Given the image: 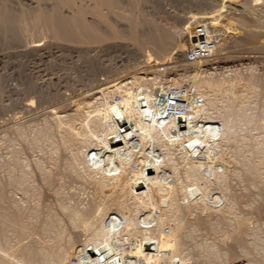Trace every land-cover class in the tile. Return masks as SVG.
<instances>
[{
  "label": "bare ground",
  "instance_id": "1",
  "mask_svg": "<svg viewBox=\"0 0 264 264\" xmlns=\"http://www.w3.org/2000/svg\"><path fill=\"white\" fill-rule=\"evenodd\" d=\"M22 1H24V0H22ZM39 1L44 2L45 0H43V1L39 0ZM50 1H52V3L54 2L52 6L49 5L50 7H47L45 4H43L44 6L43 5L41 7L38 6V10H36V9L27 10L26 9V11L25 10L22 11L20 9V11L19 10L17 11V10H13L12 8L9 7L10 5H8V3H9L8 0H1L0 1V35L3 34L4 37H6L5 39H7L8 41H11V42L16 41L19 43H23V41L26 40V38H28L30 36V35L28 36V34L26 35V33L29 31H27L25 33L24 29H23L24 27H27V25H28L30 27V29L28 28V30H32L33 33H34V31L38 32L40 30L41 36L38 33V35L40 37L38 35H36V37L42 39L43 42H45L44 39H46L47 35L51 34L50 36L53 37L52 40L54 38L57 40L59 39V41H55V42L57 44H61V42H62V45H66L65 42H67V44H68V42H74V43L75 42H79V43L89 42L88 44H91V42H93L92 44H94V42H95V44H98L97 43L98 41L100 43V40L102 41V39H104V37H106V36H104L105 33H102L105 31H102L100 29V27L95 22L89 24L86 22V20L84 18V16H86L85 15L86 14V8L85 7L88 5V2H87L88 0H86L87 5L84 3L85 0H80V2L83 1L82 3L86 5L85 7H83L84 5L82 6V4L79 2V0L78 1L76 0V2L74 0H73V2H72V0H50ZM243 1L245 2L244 5H248L249 2H251V0H243ZM243 1L242 2L240 1V3H243ZM253 1L256 3L257 0H252L251 6H249L250 5L249 4L247 7L243 6L244 8L243 7L242 8L245 10V7H246V9L248 7H252ZM263 1L264 0H262V3H260V4H263ZM45 2L47 4L48 1H45ZM259 2H261V0ZM36 3H37V1H36ZM93 3L96 7L95 8L94 5L91 4V6H93L92 9L95 8L92 10L93 16L96 14L94 12V10L97 11L98 8H101V9L106 8V9H108V11H110L112 13L116 12L115 10L119 8V2H117V0H94ZM132 3L133 2H131V0H130V3H128L127 5L134 8V6H132L133 5ZM240 3H238V4L240 5ZM246 3H248V4H246ZM258 3H256V4H258ZM38 4H36V5H38ZM63 6H66V8H69V11H70V9L72 10L71 11L72 13L69 17L64 16L63 15L64 13L62 14L63 10L61 9V7H63ZM263 6H264V4H263ZM120 8H121V6H120ZM252 9H253V7H252ZM130 10H131V8H130ZM99 11H100V15H101V10L99 9ZM132 11L133 10H131V12ZM90 12H91V10H90ZM262 12H263V10H262ZM102 13H104V12H102ZM96 15H98V17L100 16L99 13ZM89 18L91 19V17H89ZM181 18H182V15H181ZM122 20H125V19H122ZM190 20H191V18H190ZM195 22H196V20H195ZM191 23H192V21H191ZM145 24H147V26L150 25V24H148V22H146V23L144 22L143 25H145ZM263 24L264 23H262V25ZM102 25L105 26V24H102ZM158 26H159V24H158ZM248 26H251V25H248ZM107 27H110V26L107 25ZM111 27H112V25H111ZM111 27H110V29H111ZM167 27H169V26H166L164 28H167ZM172 27H174V26H172ZM149 28H148L149 31L150 30L151 31L148 32L149 34L147 33V35H145V37H146L145 43L147 42V44L151 45V47L153 48L152 50L155 51V54L157 56H159V58L163 57L164 59L167 60L168 58H166L165 56H167V54L169 52H171V51H173V49H175V48H173L174 43L176 44V42H174V37H176V36H174L175 34L173 32L170 33L169 31H167L163 28L156 27L153 25H150ZM26 30H27V28H26ZM42 30L45 31L44 34L47 33L46 36H42V35H44L41 32ZM133 30H131L132 33H133ZM117 31L115 30L112 34L115 33L114 35L116 36ZM23 32L25 33V35H24V38L26 37L25 39H23V36L21 35ZM172 33H173V35H171ZM34 34H36V33H34ZM119 35L117 37H119ZM132 35L133 34H131V36ZM50 36L47 37L48 41H49V39H51V38H49ZM125 36H127V35H125ZM125 36L123 35V37H125ZM20 37H22V39ZM42 37H45V38H42ZM20 39L22 40V42H20L21 41ZM125 39H127V38L125 37ZM38 40L39 39H37V41ZM141 40H142V38H141ZM40 41L41 40H39L38 42H40ZM51 41L49 43L50 44L49 46H48V44L44 43L45 45L42 46L43 49L46 48L44 46H48V48H50L51 43L54 40L52 42ZM107 41H109V40H107ZM33 42H32L33 44L31 43L32 45L29 46L30 43L27 41L28 44L27 43L21 44V46H19V48L23 47L22 45H24V47H25V44H26V47L28 45L30 47L29 50L31 49L33 52L31 50L30 51L33 54L35 52H38L39 50H42V48H41L42 44L41 45L36 44L37 42L34 40H33ZM63 42L65 44H63ZM250 42H251V40H250ZM56 43H54V45L52 44L51 48H53V47L55 48ZM79 43H78V45H79ZM142 43H144V41ZM142 43H141V45H142ZM75 44H77V43H75ZM103 44H105V43H103ZM130 45L132 46V43ZM150 45H148V46H150ZM202 45H203V43H202ZM73 46L74 45H72V47ZM75 46H77V45H75ZM87 46H89V45H87ZM190 46H191V44H190ZM59 47H60V45H58V51L55 48L56 51H53V52L54 53L59 52L60 51ZM68 47L70 48V50L72 49L71 44L68 45ZM68 47H67V50H69ZM92 47H94V46H92ZM95 47H96V45H95ZM193 47H195V46H191L189 48L192 49ZM197 47H198V49L200 48V46H197ZM27 49H26V51L28 52ZM78 49L80 51H82L80 49V47L77 48V50ZM49 50H51V49H49ZM64 50H65V47H64ZM72 50H75V49H72ZM30 51H29V53H31ZM75 51H73V52H75ZM92 51H93V49H92ZM140 51H142V50H140ZM175 51H177V50L175 49ZM207 51H210V50L207 49ZM24 52H25V49H24ZM50 52L51 51H49V53ZM102 52H103V50H102ZM41 53L44 54V52H40V55H41ZM49 53H48V55H50ZM152 53H153V51H152ZM51 54H52V52H51ZM88 54H91V53H88ZM94 54H95V52H94ZM145 55H144V57H145ZM226 55H227V53H226ZM76 56H78V55H76ZM87 56H89V55H87ZM90 56H94V55H90ZM197 56H200V55L198 54ZM45 57H47V56H45ZM210 57L208 56L207 58H210ZM86 58H88V57H86ZM111 58L113 59V57H111ZM195 58H198V57L195 56ZM180 59L183 60L182 58H180ZM200 59H201V57H200ZM148 60H151V59H148ZM198 60L199 59H197L196 61H198ZM134 61H135V59H134ZM159 61H161V60H159ZM162 61H163V59H162ZM202 61L207 62V61H205V59H203ZM213 61H211V58H210V62H213ZM216 61H217V59H216ZM97 62H99V61L97 60ZM165 63L166 62H164L163 64H165ZM150 64H155L152 66L153 69L154 68L156 69L158 67H162V65L158 61H155V62L150 61ZM207 64H210V63L208 62ZM206 66L207 65H205V67ZM211 67H213V66H211ZM114 69L116 70V68H114ZM106 70L108 71V69H106ZM145 70H144V72H145ZM98 71H99V69H98ZM125 71H126V69H125ZM219 72H220V70H219ZM111 76H112V74H111ZM111 76H108V78ZM94 77H95V75H94ZM169 77H170V75H169ZM195 78H197V77H195ZM134 79H133V81L132 80L131 81L134 82ZM93 80H95V78H93ZM122 80H123V78L113 79V76H112V80H111V78H109V79L106 78V80H101L99 83H97L98 82V80H97L96 86L98 85V87H96V88L94 87L93 93L90 94V92L93 90L92 89L89 92L88 97H90V99H93L94 101L97 102L101 96L102 97L103 96L108 97V96H111V94L118 91L119 94H120V92H122L123 96L125 95V98H124L125 100H119L120 102H117V103L116 102L113 103V101H112V106H109L106 109H104V108L96 109L97 107L93 108L92 107L93 105L90 106V103H85V100L83 99L84 98L83 97L81 100L84 104L81 103V105L82 104L84 105V107H83L84 109L82 107H80V105L77 103L79 107H77L75 109L73 108L74 110L72 109V111H70V112H72L71 114L69 113L70 115H68V112H67L68 116H66V115L58 116L59 114L55 115L56 113L53 114L54 113L53 112L50 116L48 114L47 118H46V116L44 117V115L46 114V111L48 109L46 111L45 110H38L36 113L32 114V115H34L33 118L37 119V118L43 117L41 119L46 118V120L48 119V121H45L46 123L44 122L45 124H43V125L42 124L41 125H34L36 123H33V124L30 123L31 125L27 126V128L29 129V133L31 135L30 138H28L26 134H25L26 136H24V134L22 132L20 133V136L22 137V141H25L24 142L25 144L23 142H22V144H24V148L26 150H28V151L36 150L37 151V149H38L39 150L38 152H40V151H43L46 149L51 155V156L48 155L50 157V158H47L48 162H50L53 165L54 164L58 165V163L62 164L63 162H60V161H63L65 159L66 161L65 160L64 161L66 163H64V165H65V169L67 171L64 169H63V171L67 172V174L70 173L69 175H71V176L76 177V178L75 177H72V178L85 179L86 183H87V179H89V177H90V180H92L91 182L94 183L91 186L93 187L92 189H94L92 191L93 192L95 191V193H94L95 196L93 195V199L90 200L91 203L88 202L89 203L88 206L86 205L87 203L84 204L85 205V207L83 206L84 208H80L81 206H78V204H77V207H78L77 208L75 204H74L75 205L74 206V205H72V203L71 204L67 203L69 201H67V199L65 201V198H64L65 196L64 197L62 196L64 199L63 198L61 199L59 197L60 201L57 205L62 210V212L65 213L66 217L68 218L67 221H69V225H70L69 227H71V229H72V236L70 233L65 232L66 230L64 227H66V226L63 225L62 221H60L61 220L60 217L58 219V217L55 215V212H53L54 210H52V208L50 206H48L47 204L43 203L45 201L44 200L45 198H42V193H40L39 188L36 187L37 184H35L33 182L35 180L34 179L35 177L33 178L34 173H33V175H31L32 173H30V171H29L30 170L28 168L29 165H27L25 158L23 157L24 156L23 155V153H24L23 149L20 147L17 148L18 145L14 146L16 144L15 142H14L15 144L13 143L14 145L8 142L7 149L9 150V155H7V156L5 154L4 155L6 157H8V156L9 157L5 161L3 160L0 162V171L7 173L6 182H5V180H4V183H1V181H0V264H9L10 262H8V259H9L8 257H10L11 253H14V255L17 256L18 260H20V262L22 264H69L70 261L68 262V260L71 256H75L76 260L78 261V264H191V263L196 264V263H199L198 261H200L204 264L203 260L206 261L208 264H215L216 262H220L219 260H221L223 258L227 259L229 256L234 257L235 255H237L236 252H235V255L233 254V252H234L233 249H232L233 252L231 250L227 249V248H229V247H227L229 245L228 243L229 242L231 243V241L236 243L237 248L239 250V252L237 251L238 255L240 254L241 256L245 257V255L251 253V251H252V253L257 254L258 257L260 256L263 259V257H264V238H262V237L264 235L262 236V235H260V233L257 232V229H258V231L261 232V230H259L260 227L259 228L256 227L257 229L255 228L256 232L254 230H252V228L249 229L250 228L249 227L248 229H249V231L251 230L250 231L251 233L248 232V235L251 236V239H250L251 242L248 241V239L250 238V236H247V234H246L248 231L246 226H249V225H247L248 220L246 222L245 219H243V218H246V215L244 217L242 214H240V213H242L241 210L244 209V207H241V205L244 203V206H245L247 204V201L245 200L246 201V203H245V201L242 200L243 198L238 197L239 200H242V201H240L241 204L239 205V203H238L239 201H237L238 198L235 196H239L240 194L239 195L238 194L236 195V193H235V195H234V193L232 194L231 191L233 192V190L229 189L231 187V185H229V182H228L231 177L236 176V177H239V179L241 177H245L244 179L241 178L243 180L248 178V181L250 180L252 182V184H253V182H258V181H259V183H261L259 175L262 173V170H264L263 169L264 168V141L261 138L263 142H261L259 145L255 146V147L254 146L252 147V145L255 144V143H253L250 147L251 141L249 142V140L247 139V135H249L251 132H248L246 130L247 135L245 133L242 134V132L243 131L245 132L244 129L249 130V129L253 128L254 130L259 129L261 131V134H264V122H261L260 124L256 123L259 120V116H257L259 114L254 113L255 110L254 111L251 110V108L249 107L250 105L248 106L249 101H247V100L238 101V100H240V98L238 97V93L236 91V89H238V88L234 87L233 85H231L229 83H227V85L214 83L215 84L214 85L211 82H207V80H208L207 79L206 81H202L200 83H198L199 82V80H198V82H196V85H194V86L190 85L191 89L194 91V93L197 95V97H199L201 99V105L198 106V108L196 110L191 112V120H192V122H194L196 120L202 119L203 121L206 122V124L208 126L207 128L201 127L199 129V131H200L199 137H195V138L192 137V139H190L189 137H187L185 135H183V137H182V135L178 134L176 132V128L174 127V123H170L166 127H160L158 122H157V119H156L157 108L155 105L156 104V98L159 94H161L167 90L166 87L164 89L162 88L161 91H160V87H159V90H156L157 92L159 91L157 94H156V91H154L155 93H152V91H151L152 94L148 92V94L146 93L143 95L142 92L137 93L136 91H139L140 89H142L141 88V87H143L142 84L145 85L146 83H142L141 84L142 86L140 87L139 90H138L139 86L137 84L138 87H137V90L135 91L136 94L135 93L133 94L131 89H132V86L134 87L133 84L136 81L134 83H131L129 81L130 84H128L126 82H123L124 80L123 81ZM127 80H128V78H127ZM137 80H139V79H137ZM143 80H144V78H143ZM146 81L150 82V80H148V79H146L145 82ZM151 81H153V79ZM156 82L158 83V81H156ZM172 82H174V81L172 80ZM247 82H248V84L245 83L244 88H246L247 91L250 92V95L252 97L258 96L257 88L255 87L256 84H254L255 82L249 83L250 82L249 80ZM223 83H225V82H223ZM178 84H180V83H178ZM191 84H193V83L191 82ZM84 85H83V87H84ZM135 85H136V83H135ZM150 85H149V88H150ZM157 85H159V84H157ZM157 85L155 86V84H153V86H155V88H158ZM169 85H171V84H169ZM153 86H151V87H153ZM259 86H260V84H259ZM210 87H211V89H210ZM122 88H126V89H124L125 91L122 90ZM40 89H42V88H40ZM135 89H136V86H135ZM203 89H210L211 91H216L215 93L219 92V95L224 93L223 95H224L225 99L223 98L224 99L223 103H225V104H223V106L220 107L221 110L219 109L220 112L218 110V113L216 115H214L215 113H212V110L215 109V106H216L215 105V99L213 98L214 100H212V98H210V96H208V93L207 94L204 93ZM225 89H228V90L226 91ZM74 90H76V89H74ZM150 90H151V88H150ZM146 91H148V90H146ZM221 92H223V93H221ZM262 92L264 93L263 90H262ZM88 97H86V98H88ZM52 98H56V97H52ZM39 100H40V102H42L41 99H39ZM47 100H49L48 102H51L49 98ZM45 101H46V99H45ZM56 101H57V99H56ZM100 101H101V99H100ZM58 103H60V102H58ZM38 104L40 105V103H38ZM42 104H44V103H42ZM65 105L63 104L61 106H64V108L68 106V105H66V106ZM263 105H264V103L261 104V106H263ZM51 106H54V105H51ZM74 106H76V105H74ZM89 106L92 107L94 110L92 109V111H89V110L84 111L86 109H89L88 108ZM211 108H212V110H211ZM255 112H257V111H255ZM263 121H264V119H263ZM17 126H16V128H17ZM10 129H12V127H10ZM15 129L13 128L12 131L13 130L15 131ZM25 129H26V127H25ZM256 130H255V132H256ZM2 131H3V129H2ZM6 131L8 132L9 130H6ZM249 131H252V130H249ZM26 132H27V130H26ZM9 133H10V131H9ZM258 133H260V132H258ZM9 135H11V133ZM262 136H264V135H262ZM250 137H252V136L249 135V139L252 140V138H250ZM259 138H260V136H259ZM2 139H3V136H2ZM16 139L18 141V137ZM222 140H224L225 142H228V144L231 143L230 144L231 147L230 146H229L230 148L228 147L229 149H228V151H225V153L227 152L225 155H222V152L219 151L220 147H219L218 142L220 141V143H221ZM224 141H222V142H224ZM0 142H2V141L0 140ZM252 142H254V139ZM255 142H256V139H255ZM61 149H62V151H59ZM47 151H44V152L46 153ZM45 153H43V154H45ZM62 153L67 154L68 160H67V158H64V157H63L64 158L63 160H62V158L60 159V157H58V158L54 157V156H56L58 154H62ZM176 153H178L180 156L178 154L176 156ZM64 154H62V155L65 156L66 154L65 155ZM198 154H201L205 157L204 162L198 161L197 158H195V156ZM34 156H35V154H34ZM38 157H40V156H38ZM49 159L51 161H49ZM177 160L181 161L180 167H179ZM39 161H41V159ZM37 163H34V166ZM50 165H49V167H50ZM53 165H51V166H53ZM57 165H56V168H57ZM64 165H63V167H64ZM235 165H236V167L239 166L237 170L232 168V166H235ZM30 166H31V164H30ZM41 166H43V165H41ZM41 166L39 164V165H36V167H34V168H36L35 170H36V173L38 174V176L40 177L41 183L44 185V187L47 188L48 193H49V189L51 188V190H52L53 187L56 185L55 182L57 181L59 183V180L63 178L62 177L59 180H57L56 177L52 176L53 174H55L56 170H57L56 171L57 174H58V171L62 170V169H60L61 165H59L60 167L58 166L59 170L58 169L54 170L55 169L54 166H53V168L51 167L54 170L53 173L50 172V171H53L52 169L50 170V168H49V170H50L49 171V170L45 169V166H43L44 168ZM46 167L48 168V165ZM63 167H61V168H63ZM33 170L34 169L31 168V172ZM63 171H61L60 173H63ZM1 173L2 172H0V174ZM6 173H3V174H6ZM181 174L184 176V180L179 179ZM262 175L264 178V173L261 174V177H262ZM65 177L67 178L69 176L65 175ZM81 179H80V181H81ZM90 180H88V182ZM248 181L246 179V182L248 184L251 183ZM261 181H263V180H261ZM263 182H262V184H260L261 186L263 185ZM66 183H67V181H66ZM71 183H73V182H71ZM84 183H82V184H84ZM242 184H244V183H242ZM228 185H229V187H228ZM253 185L250 184V186L253 187V191H254V188L256 185L255 186H253ZM59 186L57 184V187H59ZM242 186L244 187V185H242ZM250 186L248 185V187H250ZM236 187H237V185H236ZM236 187H235V189H236ZM258 187L260 188V186H258ZM10 188L14 192L21 194V196H22L21 200H19L20 198L18 200L14 198L15 199L14 200L13 196L9 195ZM245 188H247V186ZM259 188L256 190H259ZM262 189H263V186L261 187V191H262ZM106 190H109V192L106 193L105 192ZM245 190H249V188L245 189ZM251 190H252V188H251ZM251 190H249V191H251ZM58 191H59V189H58ZM213 192H214V194H213ZM237 192L239 193L240 191H237ZM56 193L58 194L60 192H56ZM249 193H251V192H249ZM60 194L62 195V193H60ZM251 194H253V193H251ZM63 195H65V194H63ZM244 195H246V196H244L245 198L248 196L247 194H244ZM255 196L256 195L253 196L254 199H255ZM257 197L258 198L255 199V200H257L256 202H261L262 198L260 200L259 199L260 197L258 195H257ZM258 199L260 201H258ZM57 200H59V199H57ZM247 200L249 201V199H247ZM254 201H253L252 205H254ZM248 205L250 206V203H248ZM252 205H251V207H252ZM220 206H222V208H220ZM237 207L238 208L241 207V209L240 208L238 209ZM248 207L247 208L245 207V209L249 210L250 207L249 208ZM109 208H110L111 212L109 211ZM60 209H59V211H60ZM259 209H260V207H258V210ZM237 210H239V211L237 212ZM253 210H255L254 207H252L251 212H253ZM258 210L256 209V211H258ZM223 211H225V212H223ZM243 211H245V210H243ZM259 212H255L257 214L255 216H260V215H258ZM155 213H156V215H155ZM225 213H226V215H225ZM188 216H190V217L194 216V217L190 218V219H193V218L194 219L189 220ZM248 216H250V215H248ZM256 218H259V217H256ZM245 222H246V224H245ZM251 222H252V220H251ZM35 224L37 225V227L32 228V225L35 226ZM256 225H257V223L255 224V226ZM258 225L260 226L261 224L258 223ZM132 226H133L134 230L129 232L131 230ZM165 226L166 227L168 226L167 228H169L168 229L169 231L167 234H163V231H162L163 227H165ZM222 229H223V231L225 230L224 231L225 234L223 232V235H222L223 237L225 235V238H222V236H221V239L222 240L228 239L227 240L228 243L225 241L228 244L225 247L226 252H224V251L220 252L219 250L221 248L217 247V246H221V244L220 245L215 244V243L210 241L211 239L206 237V238H202L201 240H198L199 241V242H197L198 245H196L197 246L196 249L198 250V252L196 251V249L195 250L192 249V251H195L196 253H198V255H199V252H201L200 256L203 257L202 258L203 260L195 258L196 261L194 262V258L191 259V257H193L191 255H194V254L189 253V255L188 254L186 255L185 254L186 252L182 253V250H184V248L189 243H191V244L194 243V242L192 243L191 240H194L195 242L197 241L196 239H194V235L195 234L197 235L199 230L204 231L205 233H208L209 235L211 234V236H212L214 234L216 235L217 233L222 234V233H220V232H222L221 231ZM260 229H262V228H260ZM67 231H68V229H67ZM262 231H263V229H262ZM125 233L127 236H126V239L124 240L122 235L123 234L125 235ZM67 234H70V235H67ZM202 235H203V233H202ZM77 236H79L78 237L79 239L82 238V240L80 241V243H78L79 245L76 248L77 250L74 251V246L76 244L74 240L77 241V238H76ZM246 236L249 238L246 239ZM260 236H262V237H260ZM195 237H197V236H195ZM244 237L248 241V243H247V241H245ZM37 239H39V240L36 242H39V243L36 244L35 240H37ZM221 239H220V241H221ZM188 240H189V243L187 242ZM125 241L131 242V244H128V245H130L131 248L128 252L127 258L126 257L124 258V256H122V253H121V248H122L121 244L126 243ZM185 242H187L188 244H186ZM249 242H250V245L252 246V248L249 245L247 246V244H249ZM235 243H233V244H235ZM184 244H186V246ZM194 244H196V243H194ZM223 244H224V241L222 242V245ZM151 245H154L155 249L153 247H151ZM194 246L191 245L192 248H195ZM191 247L188 248L189 250L186 248L185 249L188 251H191L190 250ZM232 247H233V245H232ZM229 249H231V247ZM250 249H251V251H249ZM186 250H184V251H186ZM192 251H191V253H192ZM8 253H10L9 256L7 255ZM196 253H195V257L197 255ZM14 255H13V257H14ZM248 256L250 257V255H248ZM252 256H254V255L252 254L250 258L253 262L257 256L253 257L254 260L252 259ZM176 257H178L177 260H176ZM197 257H199V256H197ZM226 259H224V261ZM260 259L257 262L260 263V261H261ZM189 260H192L193 262L190 261V263H189ZM256 260H258V259H256ZM261 264H262V262H261Z\"/></svg>",
  "mask_w": 264,
  "mask_h": 264
},
{
  "label": "rangeland",
  "instance_id": "2",
  "mask_svg": "<svg viewBox=\"0 0 264 264\" xmlns=\"http://www.w3.org/2000/svg\"><path fill=\"white\" fill-rule=\"evenodd\" d=\"M19 1L18 0L17 1L16 0H8L9 3L11 2L10 4L8 3V5H10L9 7L12 8L13 10H17V11L19 10L20 11V9H21L22 11H24V10L26 11V9L27 10H31V9L38 10V6L41 7L43 4H45L47 7H50L54 3V2L52 3V1H50V0H45V1H48L47 4H46L45 1H44L45 2L44 3V2H40L39 0H35V1L34 0H24V1L19 0ZM36 1H37V3H36ZM41 1H43V0H41ZM74 1L76 2V0H74ZM92 1L94 2V0H88L87 1L88 2V5L86 4L87 3L86 0L84 1V3L88 6L87 7L85 4L82 3L83 1L80 2V0H79V2L82 4V6L84 5L83 7L86 6L85 7L86 8V14H85L86 16H84L86 22L89 23V24L95 22L100 27V29L102 31H105V32H102V33H105L104 36H106V37H104V39H102V41L100 40V43H99V41L97 42L99 45L98 44H95V42H94V44L96 45V47H95L94 44H92L93 42H91V44H88L89 42H87V43H82L81 42L82 44L79 43V42H75L77 44H75L74 42H68V44H67V42L64 41L66 43V45H62V42H61V44H57L55 41H59V39L57 40V39L54 38L53 39L54 41H53L52 40L53 37L50 36L51 34L50 35L49 34L47 35V33L44 34L45 31L42 30L41 32H42V34H44L42 36H46L47 35V37L50 36L49 38H51L48 41V38L46 37L47 40L44 39L45 42H43L42 39L36 37V35H38V33L40 34V30L38 32H35L34 31V33H36V34H34L32 30H28V28L30 29V27L28 25H27V27H24L23 26L24 27L23 29H24V32L25 33L27 31H29V32L26 33V35L27 34H28V36L30 35L29 37L31 39L27 36L28 38L25 37L26 40H24L23 43H19V42H16V41L15 42L8 41L7 39H5L6 37H4L3 34L0 35V136H1L0 137V140L2 141V142H0V146H1L0 147V162L3 161V160L5 161L9 157V156L6 157L7 155H9V150L7 149L8 142L11 143V144H13L15 142L16 144L14 143L15 144V145L13 144L14 146L18 145L17 148L20 147V148L23 149V152H24L23 153V155H24L23 157L25 158V161H26L27 165H29V167H28L30 169L29 171H30V173H32L31 175H33V173H34L33 178L35 177L34 178L35 180L33 179L34 180L33 182L35 184H37L36 187L39 188L40 193H42V198H45L44 199L45 201L42 199L44 201L43 203L44 204H47L48 206H50L52 208V210H54L53 212H55V215L58 217V219H59V217L61 218L60 221H62L63 222V225L66 226V227H64L65 230H66L65 232L66 233H70L71 236H72V229H71V227H69L70 226L69 225V221H67L68 218L66 217L65 213L62 212V210L59 208V206L57 204L59 203L60 198L62 199L65 196L64 197L65 198V201L67 199V201H69L67 203H70V204L72 203V205L75 204L76 207H77V204H78V206H81L80 208H84L85 207L84 204H86V203H87L86 205L88 206L89 205L88 202L91 203L90 200L93 199V195L95 196V194H94L95 191L94 192L92 191L94 189H92L93 187L91 186L94 183L91 182L92 180H90V177H89V179H87V183H86L85 179H81V178L78 179L77 178L78 179L77 180V179H75L76 178L75 176H71V175H69L70 173L67 174V172L63 171V169L66 170L65 169V165H64V163H66L65 162L66 160L64 158H67L68 157L66 153H65L66 155L64 153H62L65 156H63L62 154H58V155L54 156V157H57V158L60 157V159L62 158V160L63 159L65 160V161L64 160L63 161H60V162H63L62 164L61 163L60 164L58 163V165L56 164L57 165V168H56V165L55 164L53 165V164H51L50 162L47 161L48 160L47 158H50L49 156H51V155H50V153L46 149L43 150V151H40L41 153L38 152L39 151L38 149H37V151L36 150H33V151L32 150L31 151L26 150L24 148V144H25L24 142L25 141H22V137L20 136V133L22 132L24 134V136L27 135V137L30 138L31 135L29 133V129L27 128V126H29V125H31L33 123H36L34 125H41V124L43 125V124H45L46 123L45 121H48V119L46 120L48 114L50 116L54 112L53 114H55V113H56L55 115L59 114L58 116H60V115L61 116L62 115L63 116L64 115L68 116V115H70L72 113L70 111H72L73 108L75 109V108L79 107L78 104L80 105V107L83 108L84 107V105H83L84 103L81 100L83 97H84L83 99L85 100V103H90V106L93 105L92 107L93 108L97 107L96 109H98V108L99 109H102V108L106 109L107 107L112 106V101H113V103H115V102L117 103V102H120L119 100H125L124 99L125 98V95L123 96V93L122 92H120V94H119L118 91L115 92V93H113L114 95L111 94V96H108V97H104V96L102 97L101 96L100 99H101L102 102L100 101V99L98 100L99 102L98 101L96 102L93 99H90V97H88L89 92L93 89L90 92V94L93 93L94 87L95 88L98 87V85L96 86V84L99 83L101 80H106V78L107 79L111 78V80H112V76H113V79L123 78L124 81L123 80L122 81L123 82H126L128 84H130V82L131 83H134L136 81L135 82L136 85H135V83L133 84L134 87L132 86L131 91H132L133 94L134 93L136 94V92L137 93L138 92H142L143 95L146 94V93L148 94V92L151 93V91H152V93H155L154 91L159 90V87H160V91H161L162 88L164 89L165 87H166V89H168L169 87H179L180 85H186V86H190V85L192 86L193 85L194 86V85H196V82H198V80H199L198 83H200L202 81H206L207 79L209 80V81L207 80V82H211L213 84L214 83L215 84L217 83V84L227 85V83H229V84L233 85L234 87L238 88V89H236V91L238 93V97L240 98V100H238V101H242V100L249 101L248 102V106L250 105L249 107L251 108V110L257 111V112L254 111V113L259 114V115L256 114L257 116H259V120L256 123L257 124H260L261 122H264L263 121V119H264L263 118L264 117V105L261 106V104L264 103V93L262 92V90L264 91V24L262 25V23H264V21H263L264 20V17H263L264 16V6H263L264 1H263V4H260V3H262V0H261V2H259L260 0L259 1L257 0L259 3L257 1H256V3H258V4H256L253 1V5H252L253 9H252V7H248L246 9V7L249 4H250L249 6H251L252 0H251V2H249V4L246 3L248 5H244L245 2L243 0H230V1L229 0H133V1L131 0V2H133L132 3L133 5L132 4L131 5L134 6V8L127 5L128 3H130V0H117V2H119V8H120V6H121V8L120 9L119 8L116 9L115 10L116 12H114V13L108 11V9H106V8H104V9L103 8L102 9L101 8H98L97 9L98 12L94 10V12L96 14L99 13V15H100V11H99V9H100L101 10V15L103 17L101 15H100L101 17L100 16L98 17V15H96L95 13H94L95 15L93 16V11L92 10L95 9L96 7H95V5H94V3ZM240 1L241 2L243 1V3H240ZM72 2H73V0H72ZM238 3H240V5ZM36 4H38V5H36ZM91 4L94 5L95 8L92 9L93 6H91ZM243 6H246L245 7V10L243 9L244 8ZM130 8H131V10H133L132 12H131ZM61 9L64 11V12L62 11V14L64 13L63 14L64 16L69 17L71 15V13H72L71 12L72 10L70 9V11H69V8H66V6L61 7ZM90 10H91V12H90ZM262 10H263V12H262ZM102 12H104V13H102ZM181 15H182V18H181ZM89 17H91V19ZM190 18H191V20H190ZM122 19H125V20H122ZM195 20H196V22H195ZM191 21H192V23H191ZM144 22L145 23L148 22V24H150V25L163 28V29L169 31L170 33L173 32L175 34L174 36H176V37H174V36L173 37H174V42H176V44L174 43V46L175 47L173 46V48H175L177 51H175V49H173V51L169 52L167 54V56H165L169 60L168 59L166 60L163 57L162 58L161 57L159 58V56H157L155 54V51L152 50L153 48L151 47V45L150 44H147V42L145 43V40H146L145 35H147V33L150 32L151 30L149 31V29H150L149 26L150 25L149 26H147V24L143 25ZM102 24H105V26H103ZM110 24L112 25V27H111ZM158 24H159V26H158ZM170 24L172 26H174V27H172ZM107 25L110 26L111 29H110V27H107ZM165 25L166 26H169V27L164 28V27H166ZM248 25H251V26H248ZM26 28H27V30H26ZM115 30L116 31L118 30L116 32V36L114 35L115 33L112 34ZM131 30H133V33H132ZM23 33L21 35L23 36V39H25L24 38L25 33L24 34ZM173 33L171 35H173ZM131 34H133L134 36L133 35L131 36ZM118 35H119V37H117ZM123 35L124 36L127 35V36H125L127 39H125V37H123ZM40 36H41V34H40ZM20 38L22 39V37H20ZM42 38H45V37H42ZM141 38H142V40H141ZM37 39L41 40L42 42L41 41L38 42L39 40L37 41ZM33 40L37 42L36 44H40V45L42 44L41 45L42 50H39L38 52H35L36 54L35 53L33 54L32 53L33 51L31 49L30 50L32 52L29 50V48H30L29 46L34 43ZM51 40L54 43H56L55 44V48H56L57 51H58V45H60V47H59L60 48L59 49L60 51L59 52H55V53L53 52V51H56V50H55L54 47L51 48L52 47V44L54 45V43ZM107 40H109V41H107ZM250 40H251V42H250ZM27 41L30 43L29 46L27 45V47H26V44H25V47H24V45H22L24 48L23 47H20L19 48V46H21V44L27 43ZM50 41L52 42L51 43V47L48 48V46L50 45L49 44ZM141 41L142 42L144 41L145 44L142 43ZM20 42H22V40ZM64 42H63V44H65ZM140 42L142 43V45H141ZM44 43L45 44H48V46H44V47H46L45 49H43V47H42L43 45H45ZM78 43H79V45H78ZM103 43H105V44H103ZM131 43H132V46L133 47L130 45ZM189 43L191 44V46H195V47H193L192 49H190L189 47H191V46H190ZM202 43H203V45H202ZM70 44H71V48L72 49H75L77 52L75 50H72V49L70 50V48H69L70 46L68 47V45H70ZM72 45H74V46L72 47ZM75 45H77V46H75ZM87 45H89V46H87ZM148 45H150V46H148ZM92 46H94V47H92ZM197 46H200L201 49L200 48L198 49ZM64 47H65V50H64ZM67 47H68V49L70 51L67 50ZM76 47L77 48L80 47V49L82 51H80L79 49L77 50ZM24 49H25V52H24ZM26 49L28 50V52L26 51ZM49 49H51V50H49ZM92 49H93V51H92ZM207 49L210 50V51H207ZM48 50L51 51L52 54H51V52L49 53ZM102 50H103V52H102ZM140 50H142V51H140ZM29 51L31 53H29ZM73 51H75V52H73ZM152 51H153V53H152ZM40 52H44V54L41 53V55H40ZM47 52L50 55H48ZM94 52H95V54H94ZM88 53H91V54H88ZM226 53H227V55H226ZM198 54L200 56H197ZM76 55H78V56H76ZM87 55H89V56H87ZM90 55H94V56H90ZM144 55H145V57H144ZM45 56H47V57H45ZM85 56L88 57V58H86ZM110 56L113 57V59ZM195 56L198 57V58H195ZM208 56L209 57L211 56L210 57L211 58V61H213V60L214 61L213 62H210V58H207ZM200 57H201V59H200ZM180 58H182L183 60H181ZM202 58L205 59V61H207V62L202 61L203 60ZM134 59H135V61H134ZM148 59H151V60H148ZM162 59H163V61H162ZM195 59L196 60L199 59V60L196 61ZM216 59H217L218 62L216 61ZM97 60L99 62H97ZM152 60L154 62L155 61H158L162 65V67H158L156 69L155 68L153 69L152 66L155 65V64H150V61L153 62ZM159 60H161V61H159ZM164 62H166V63L163 64ZM208 62L211 65L210 64H207ZM205 65H207L210 69L207 66L205 67ZM211 66H213V67H211ZM80 68L81 69L83 68V69L81 70ZM97 68L99 69V71H98ZM114 68H116V70ZM106 69H108V71ZM125 69H126V71H125ZM144 70H145L146 73L144 72ZM219 70H220V72H219ZM111 74H112V76H111ZM94 75H95V77H94ZM169 75H170V77H169ZM108 76H111V77L108 78ZM149 77L150 78L152 77V78L150 79ZM195 77H197V78H195ZM90 78L92 80H93V78H95V80L92 81ZM127 78H128V80H127ZM136 78L139 79V80H137ZM143 78H144V80H143ZM133 79H134V82H132ZM146 79L150 80V82H148V81L145 82ZM152 79H153V81L155 83L153 81H151ZM171 79L174 82H172ZM97 80H98V82H97ZM248 80L250 81L249 83L255 82L254 84H256L255 87L257 88L258 96L252 97L250 95V92L247 91L246 88H244V84L245 83L248 84V82H247ZM156 81H158V83ZM191 82L193 84H191ZM223 82H225V83H223ZM142 83H146L145 84L146 86L144 84H142ZM156 83L159 84V85H157ZM178 83H180V84H178ZM137 84H138L139 87L137 86ZM141 84L143 85V87H141L142 86ZM153 84H155V86L157 85L158 88H155V86H153ZM169 84H171V85H169ZM259 84H260V86L262 88L259 86ZM83 85H84V87H83ZM149 85H150L151 90L149 88ZM135 86H136V89H135ZM151 86H153V87H151ZM39 87L42 88L43 90L40 89ZM137 87H138V90L140 89V87L143 90L140 89L139 91H136L137 90ZM74 89H76V90H74ZM124 89H126V88H122V90H124ZM145 89L148 90V91H146ZM210 89H211V87H210ZM210 89H203V90H204V93H206V94L208 93V96H210V98H212V100L215 99V105H216L215 106V109L212 110V108H211V110H212V113H215L214 115H216L218 113V110L219 109L221 110L220 107H222L223 104H225V103H223V100L225 99L224 98V95H223L224 93L221 92L223 94L220 93L221 95H219V92H217L218 93L217 94V93H215L216 91H211ZM225 90L227 91L228 89H225ZM158 92L156 91V94ZM46 96L50 99L51 102H48L49 100H47L48 98ZM52 97H56V98H52ZM86 97H88V98H86ZM39 99H41L42 102H40ZM45 99H46V101H45ZM56 99L61 104L58 103L56 101ZM38 103H40V105ZM42 103H44V104H42ZM62 103L64 105L66 104L68 106L64 108V106H61V105H63ZM81 103H83L82 104L83 106L81 105ZM51 105H54V106H51ZM74 105H76V106H74ZM90 106L88 107L89 109H86L84 111H88V110L89 111H92L93 108L90 107ZM38 110H45V111L47 110L46 111V114L44 115V117L46 116V118H44V119H41L43 117L37 118V119L36 118H33L34 115H32V114L36 113ZM220 110H219V112H220ZM67 112H68V115H67ZM16 126H17L18 129L16 128ZM10 127H12V129L13 128L14 129L16 128L15 131L14 130L12 131V129H10ZM25 127H26V129H25ZM2 129H3V131H2ZM6 130H9L10 133H11V135H9L10 134L9 131L7 132ZM26 130H27L28 133L26 132ZM244 130H245V132L242 130L243 131L242 134H244V133L246 134L247 131L248 132H251L250 134L249 133L248 134L250 136H252V137H250V138H252V140L249 139V135L246 134L247 135V139L249 140V142L251 141L250 147H251V145L253 143H255V144H253L252 147L253 146L255 147V146L259 145L261 142L264 141V136H262L264 134H261V131L259 129H257L258 131L255 129L256 132H255V130L253 128L249 129V130H252L253 132L252 131H249L248 129H244ZM258 132H260V133H258ZM2 136H3V139H2ZM259 136H260V138H259ZM17 137H18V141L16 139ZM261 138L263 139V141H262ZM253 139H254V142H252ZM255 139H256V142H255ZM222 141H224V140H222ZM222 141H221V143H220V141L218 142L219 143V147H220L219 151L222 152V155H225L227 153V152L225 153V151H228V149L231 147V145H230L231 143L228 144V142H225V141L222 142ZM22 142L24 144H22ZM44 151H47L49 154L47 152L45 153ZM59 151H62V149L59 150ZM43 153H45V154H43ZM34 154H35V156H34ZM177 154L178 153H176V156H177ZM38 156H40V157H38ZM40 159H41V161H39ZM67 160H68V158H67ZM49 161H51V160L49 159ZM34 163H37L36 165H39L40 164V166L41 165L45 166V169L46 170H49V168L51 170L53 168V166L55 168L54 170H56V169L59 170V167H60L59 165H61V167H63V165H64L63 168L60 167V169H62L61 171H63V173H60L61 171H58V174H57V172H56L57 170H56L55 171V174L56 175L55 174L52 175L53 177H56L57 180H59L60 178L63 177L62 178L63 180L62 179L59 180V183L60 184L56 181L55 182L56 185L54 184L55 186L53 185L54 186L53 189L51 190V188H50L49 189V193H48L47 188L44 187V185L41 183L40 177L36 173V170H35L36 168H34V167H36V165L34 166ZM30 164H31V166H30ZM50 164L53 165V166H51ZM178 164H179V167H180L181 161H178ZM47 165H48V168L46 167ZM49 165H50V167H49ZM43 166H41V167H43ZM238 167H236V165L235 166H232V168L233 169H236V170L238 169ZM31 168L34 169L32 172H31ZM54 170L53 171H50V172L53 173ZM263 171L264 170H262V173H264ZM0 172H2L1 173L2 175L0 174V181H1V183H4V180L6 182V179H7V176H6L7 173L6 172H3V171H0ZM3 173H6V174H3ZM64 174L66 176H69V177L66 178ZM261 174L259 175V178H260V182L261 183H259V181L258 182H253L254 185L252 184V182L250 180L248 181V178H246L247 181L248 182H251L249 184L246 182V179L243 180L245 177H241L243 179H241V178L239 179V177L233 176L234 177L233 178V177L230 176L231 178L230 177H229L230 179L228 178L229 179L228 182H229V185H231V187H232V188L230 187L229 189H232L233 190V192L231 191V193L232 194L234 193V195H235V193H236V195L237 194L238 195L240 194L239 196H235V197H237V198L240 197V198H243L242 200H244V201L246 200L247 201V204H246L247 206L246 205L244 206V203L242 202L243 204L241 205V207H244V209L241 210L242 213L239 212L244 217L246 215V218H243L242 216L241 217L243 219H245L246 222L248 220L247 225H249V226H246L247 229L250 227L249 229L252 228V230H254L256 232V229L260 227V228L263 229V231H262V229L259 228V230H261V232L258 231V229H257V232L260 233V235L263 236L264 235V223H263L264 222V210H263L264 209V203H263L264 202V182H263L264 181V178H263V175L261 177ZM72 177H75V178H72ZM80 179H81V181H80ZM179 179L180 180H184V176L181 174ZM88 180H90V181L88 182ZM261 180H263V181H261ZM66 181H67V183H66ZM71 182H73V183H71ZM262 182H263V185H262L263 186V189L261 191V187L262 186L260 184H262ZM82 183H84V184H82ZM242 183H244V184H242ZM255 183L256 184L258 183L257 185L260 186V188ZM57 184H58V186L59 185L60 186L57 187ZM241 184L244 185V187ZM250 184L253 185V186L256 185L255 188H254V191H253V187L250 186ZM229 185H228V187H229ZM236 185H237L238 188L236 187ZM248 185L252 188V190H251L250 187H248ZM246 186H247V188H245ZM235 187H236V189H235ZM248 188L251 191L245 190V189H248ZM258 188H259V190H256ZM58 189H59V191H58ZM55 191L62 193V195L60 193L57 194ZM237 191H240V192L238 193ZM248 191L251 192V193H253V194L249 193ZM13 192L14 191L11 190V188H10L9 195L13 196V199L15 198V199L18 200L20 198L19 200H21V197H22L21 194L16 193V192L13 193ZM105 192L107 193V192H109V190H106ZM63 194H65V195H63ZM213 194H214V192H213ZM244 194H247L248 195L246 198L249 199V201L244 197V196H246ZM252 195L253 196L256 195L255 196V199L258 198L257 197V195H258L260 197L259 199L261 200V198H262V201L263 202L262 201H261L262 203L261 202H256L257 200H255ZM57 199H59V200H57ZM259 199H258V201H260ZM242 200H239V198L237 199V201H239L238 202L239 205L241 204L240 201H242ZM246 201H245V203H246ZM253 201H254V205L256 207L254 205H252ZM248 203H250V206L248 205ZM251 205H252V207L255 208V210H253V212H251V209H252ZM248 206L250 207V209L249 210L248 209H245V207L247 208ZM241 207H239V208L241 209ZM258 207H260L259 210H258ZM220 208H222V206H220ZM59 209H60V211H59ZM256 209L258 211H256ZM243 210H245V211H243ZM109 211H110V208H109ZM238 211L239 210H237V212ZM254 211L255 212H259L260 211L261 213L262 212L263 213L261 214L259 212L258 215H260V216H255L257 214ZM223 212H225V211H223ZM155 215H156V213H155ZM225 215H226V213H225ZM248 215H250V216H248ZM188 217H189V220H193L194 219V218L193 219H190V218H192L194 216H191V217L188 216ZM254 217L255 218L256 217H259V218H256L255 219ZM251 220H252V222H251ZM246 222H245V224H246ZM256 223H257V225L255 226ZM258 223L261 224V225L259 226ZM36 224H35V226L32 225V228H36L37 227ZM167 227L166 226L163 227V230H162L163 231V234H167L168 233V231H169L168 229L169 228H167ZM67 229H68V231H67ZM249 229H248V231L246 233L247 236H250V235H248V232L251 233L250 232L251 230L249 231ZM132 230H134L133 229V226L131 227V230L129 232H131ZM199 231H198V233L196 232L197 235L194 233L195 234L194 235V239H196L197 241L195 242L194 240H191L192 243L194 242L196 244H194V243L191 244V243H189V240H188L187 242L190 245L187 242H185L186 244H188L187 246H186V244H184L186 246V247L184 246L186 249L190 248L191 245L192 246L195 245L194 246L195 248H192L191 247V249H190L191 251H192V249L195 250L196 247H197L196 245H198L197 242H199L198 240H201L202 238H206L207 237V238L211 239L210 240L211 242H213L215 244H219V245L221 244V246H217L216 245L217 247H220L221 249L222 248L224 249V250L223 249L222 250L220 249L219 250L220 252H222V251L226 252L225 247L229 244L230 246L228 245L227 247H229V248L231 247V249H229V248H227V249L228 250H231L232 252L234 250L233 254L235 255V252H236V254L238 255L239 250H238L237 245H236L235 242L231 241V243H232L231 244L230 242L229 243L227 242L228 239H225V240L224 239L223 240L221 239V236L223 235V232L225 230L223 231V229H222L221 230L222 232H220L222 234H218L217 233L216 235L214 234L215 236L214 235L211 236V234L209 235L208 233H205L204 231H201V230H199ZM202 233H203V235H202ZM70 234H67V235H70ZM224 234H225V232H224ZM126 236H127L126 233H125V235L124 234L122 235V237H123L124 240L126 239ZM195 236H197L198 238L195 237ZM247 236H246V239L249 238ZM262 236H260V237H262ZM78 237L79 236L76 237L77 238V241L74 240L75 243H76L75 246H74V251L77 250L76 248L79 245L78 243H80V241L82 240V238L79 239ZM222 238H225V235H224V237L222 236ZM262 238H264V236ZM220 239H221V241H220ZM244 239H245V237H244ZM246 239H245V241H247ZM250 239H251V236L248 239V241L251 242ZM38 240L39 239L35 240V243L36 244L39 243V242H36ZM223 241H224V244H223L224 246L222 245V242ZM248 241H247V243H248ZM250 242H249V244H247V246L248 245L251 246L250 245ZM233 243H235V244H233ZM128 244H131V242L130 241H127L126 243L121 244L122 245L121 246L122 247L121 248V253H122V256H124V258L125 257L127 258L128 252H129V250L131 248L130 245H128ZM126 245H128V247ZM232 245H233V247H232ZM151 247L154 248L155 246L154 245H151ZM185 248H184V250H186ZM251 248H252V246H251ZM184 250H182V253L183 252L184 253L186 252L185 253L186 255L187 254L189 255V253L190 254H194V255H191V256H193V257H191V259L194 258V262L196 261V259H200L201 260L203 258L202 256H200V253L201 252H199V255H198V253H196L195 251H192V253H191V251H188L189 249L186 250V251H184ZM196 251L198 252L197 249H196ZM249 251H251V249ZM194 252L197 254L196 257H195V253ZM10 253H8L7 255L9 256ZM251 253H252V251H251ZM251 253L245 255L246 258L243 257V256H241L239 254L238 256L237 255H235V256L233 255L234 257L229 256L231 259L229 257L227 259L226 258H223V259L219 260L220 262H216V263L217 264H248V263L249 264H251V263L252 264L253 263L254 264H261V262H262V264L264 263V260H263L264 257L262 259V257H260V256L258 257V255L255 254V253H252V254L255 257L257 256L258 258L256 257L255 260L256 259H258V260L255 261L254 258H253L254 256H252V259L254 260L252 262V260L250 258L251 255H252ZM11 254H10V257L12 256L11 257L12 259L10 257H8L9 258L8 259V262H10L9 264H16V263L17 264H20L21 262H20V260H18L17 256H15L14 253H11ZM13 255H14V257H13ZM248 255H250V257ZM197 256H199V257H197ZM71 257L68 260V262L70 261L69 264H73L76 261L75 256H71ZM177 258L178 257H176V260H177ZM224 259H226V260L224 261ZM259 259L261 260L260 263L257 262V261H259ZM190 261L193 262L192 260H189V263H190ZM198 262L199 263H196V264H203L200 261H198ZM203 262H204V264L205 263L208 264L204 260H203ZM191 264H195V263H191Z\"/></svg>",
  "mask_w": 264,
  "mask_h": 264
},
{
  "label": "built area",
  "instance_id": "3",
  "mask_svg": "<svg viewBox=\"0 0 264 264\" xmlns=\"http://www.w3.org/2000/svg\"><path fill=\"white\" fill-rule=\"evenodd\" d=\"M157 122L160 127H166L174 123L176 132L180 135L199 137L201 127H208L202 119L192 122L191 112L201 105V99L197 97L190 86L180 85L169 87L156 98ZM198 161L204 162L205 157L201 154L195 156ZM142 167V166H141ZM128 247V245H126ZM73 264H78L76 260Z\"/></svg>",
  "mask_w": 264,
  "mask_h": 264
},
{
  "label": "water",
  "instance_id": "4",
  "mask_svg": "<svg viewBox=\"0 0 264 264\" xmlns=\"http://www.w3.org/2000/svg\"><path fill=\"white\" fill-rule=\"evenodd\" d=\"M150 173V172H149Z\"/></svg>",
  "mask_w": 264,
  "mask_h": 264
}]
</instances>
